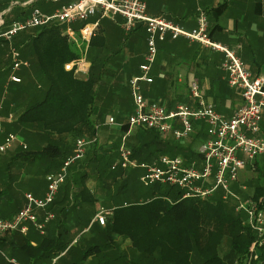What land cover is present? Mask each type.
I'll return each instance as SVG.
<instances>
[{"label": "trees", "instance_id": "16d2710c", "mask_svg": "<svg viewBox=\"0 0 264 264\" xmlns=\"http://www.w3.org/2000/svg\"><path fill=\"white\" fill-rule=\"evenodd\" d=\"M9 2L10 0H0V11ZM222 11L223 7H218L215 11L216 15L221 14ZM141 27L142 25L139 24L129 33L130 35L135 33V38H132L129 43L128 37L122 30L120 34L116 32L115 43L122 44L124 48L129 46L133 52L138 51L136 44L140 43L138 40L141 33H136V31ZM62 30V26L51 24L23 31L13 39L16 50L20 51V59L22 58L21 60L25 62L29 61L44 81V88L31 96L29 105L18 116L14 127H39L44 131L59 135L67 133L79 136L84 132L94 135L91 116L94 100L97 97L95 85L102 77L103 68L96 76L97 81L91 77L93 71H90L91 76L88 75L86 80L77 79L72 73L65 72L64 64L77 60L80 57V50L74 43L67 41L62 35ZM208 35L211 38L212 31L208 32ZM106 36L107 32L101 30L98 36L92 38L90 42V48L94 49L97 55L105 47ZM144 41L146 46V36ZM0 44L7 45L3 42ZM119 51L120 49L117 48L114 53ZM91 62L95 64L93 60ZM104 62L105 60H100L99 65L103 66ZM21 69L26 70L23 67ZM19 72L16 74L21 80L20 83L11 82L9 84L11 88L15 87L11 89L13 98H15V92L20 90L31 92L33 88V84L25 81L22 74H18ZM29 92L21 94L25 95ZM16 102L18 104V101ZM19 103L22 104V101L19 100ZM127 129L125 126L124 130ZM135 138L140 143L130 146L132 159L137 162H149L161 155L175 157V152L176 154L180 152L174 151L179 146L176 141L165 140L155 131L139 130L133 137ZM69 151L66 146L63 148L59 143H48L36 150L18 151L10 159L13 161L18 159L23 164L25 162L37 167L36 172L42 173L40 176L45 181L46 175L59 169L71 153ZM194 156L192 152L182 154V157L188 161ZM104 157V155L101 156V158ZM111 163V158L107 157L101 163H97L94 169L97 179H101L104 175L113 182L122 181L118 189L112 192L113 194L110 193L112 197L107 198L104 195L103 187L100 188L102 192L101 190L98 192L103 199L94 197L85 186L86 179L89 178L88 171L81 173L75 171L69 180L67 181V178L60 186L58 190L59 193L62 189L60 198L56 196L48 208L54 214V220L48 226H51L53 222L56 223L53 232L43 236L38 234L40 237H36L35 245L31 244L34 239L31 235L19 236L15 242L8 240L7 235L0 236V260L4 259L3 261L6 262L4 264H11L4 257L2 253L4 252L10 259L19 260L22 264H50L52 259L55 260L54 264H85L93 257L98 258L97 264H139V261H126L121 242L124 244L128 242L130 249L135 250L142 261L150 260L151 264L154 262L156 264H194L193 257L197 259L196 264H224L219 254V246L224 238L230 240L231 254L235 257L237 264H244L248 259L250 246L256 239V235L248 225L246 215L236 211V201L223 200L221 191L205 199L198 197L183 199L181 190L158 184L150 187L142 186L136 192L133 176H140L141 171H133L132 174L129 173L125 179H122L127 170L118 168L111 171ZM5 164L0 163V179L5 180L4 184H0L1 218L13 216L22 208L25 193L23 192L20 197H15L12 193L15 189H21L24 186L33 188L34 185L40 186L42 183L41 179L36 176L28 177L22 186L15 185L13 182L10 184L8 178L12 176L10 174L11 165ZM255 167V172L251 173L247 170L249 173L246 171L247 173L244 172L242 176V183L248 188L252 187L251 196L245 197L250 196L249 198L260 208H264V183H262L264 171L257 167L256 163L252 169L255 170ZM231 187L236 189V185ZM71 191L73 196L70 199L68 194ZM76 200L84 204L83 207L90 208L91 211L92 206L100 200L99 203L110 210L103 226L96 222L98 226L96 229L95 221L89 225L94 213L91 212L89 217L85 211V217L81 223L82 227L89 226V231L85 233L89 237L86 239L87 246L85 247L78 246V241L70 245L68 231L62 229L63 221L60 216L66 209L64 204L72 205L74 208ZM117 239L121 241L119 244ZM261 251V256L264 257V251Z\"/></svg>", "mask_w": 264, "mask_h": 264}, {"label": "built area", "instance_id": "2783aa9c", "mask_svg": "<svg viewBox=\"0 0 264 264\" xmlns=\"http://www.w3.org/2000/svg\"><path fill=\"white\" fill-rule=\"evenodd\" d=\"M35 0L22 5L29 7ZM59 4L52 14L42 13L35 7L30 8L29 15L12 21L7 29L0 15V42L10 46L13 39L21 32L41 28L51 24L63 27L62 35L68 41L79 36L81 45L86 46L95 30L89 20L99 13L101 18L117 15L122 19L121 29L124 34L132 32L139 24L146 30V51L143 63L139 66L140 75L129 81V93L133 102V112L127 119L130 129L155 131L159 134L170 133L176 141H184L194 131V124L206 125V139L198 148L197 160L185 161L175 156H158L150 162H137L131 152L122 144L118 150L119 159L110 167L111 171L118 168L139 169V182L144 187L166 185L183 192L182 198L198 197L205 199L222 192V199L236 201V211L244 212L247 223L255 231L256 239L250 246L249 259L246 264L256 260L255 251L264 248V208L254 201H242L232 192V185L238 184L240 173L257 158L264 156V76H254L244 67L235 51L208 35V23L205 14L200 11L196 17V27L185 30L180 25L163 16L150 17L146 13L143 0H40ZM75 24L81 25L74 27ZM165 39H183L189 44H198L203 49L222 55L220 69L224 72V80L230 89L237 90L242 104L230 117L218 113L214 106L205 103L200 97L199 85L196 80L189 84V94L196 101L195 107L179 104L168 110L156 102L144 99L140 92L141 83H151L149 76L157 55V42ZM12 60L9 80L20 83L16 76L22 67L28 64L20 59L17 50H10ZM84 58L73 61L65 66L66 70L85 72ZM113 122L112 119L109 121ZM16 142L13 134H8L0 143V154L11 150ZM95 142V139H93ZM90 142L77 139L73 153L69 155L59 169L46 175V189L42 196L31 193L24 194L22 208L10 218L0 217V236L19 233L25 235L32 228L43 236L47 225L54 220V214L48 210L54 202L60 186L67 179L70 167L81 161ZM244 189V187H242ZM93 221L104 225V211L99 210ZM11 264H18L14 259H7Z\"/></svg>", "mask_w": 264, "mask_h": 264}, {"label": "crops", "instance_id": "0c3cea01", "mask_svg": "<svg viewBox=\"0 0 264 264\" xmlns=\"http://www.w3.org/2000/svg\"><path fill=\"white\" fill-rule=\"evenodd\" d=\"M27 1L29 0H10L7 6L1 9L0 15L3 16V19L5 21V25L4 27H2L1 31L7 29L12 21L22 20L26 18L29 15L31 7H35L45 14H52L55 10L58 9L59 4L64 3V1H61L59 4H52L46 1L35 0L31 6L24 7L22 4ZM143 1L146 4V13L148 16H163L168 20L180 25L185 30H191L196 27V17L198 13L202 11L207 19L208 32L212 31L211 39L232 48L235 51L236 55L242 61L246 70H248L252 75L264 76V0ZM220 6L223 7V11L221 12V14L216 15L215 11ZM206 11H208L207 14ZM88 23L89 25L96 24V26L93 35L86 46L81 45L78 34L75 40L71 42L67 40L70 43H74L79 48L80 57L77 60L84 58V61L86 63L85 68L87 70L85 72H75L74 69L70 71L66 70L65 66L73 61L65 63L63 66L65 72H70L75 78L82 80H86L88 78V75L90 74V65L92 64L91 60H93L96 65L98 64L97 61L99 60L96 51L90 48V42L92 38L97 37L99 31L101 30H105L107 33L108 31H110L111 33L115 34H120L122 30V19L117 15H110L109 17L101 18L99 13H96ZM80 26L81 25L79 24L74 25V27L77 28ZM137 32L141 33L138 40L140 43L136 44V48L138 49V51L133 52L131 48L127 46L125 47L126 51H119L118 53H114V61H111L110 65L115 67V71L109 74V83H105L106 85L100 84V86H97V89L95 87L99 97H96V99L94 100V106L91 116L98 117L97 119H92L93 125L95 124L93 127L94 135H88L85 138H80L90 143L86 147L84 158L81 161H77L70 167L67 181L75 171H79V169L76 168V165L78 163H84L88 160H86L88 155L92 154L91 158L89 157V160L91 159L97 161L98 164L101 163L105 158L110 157L112 165L119 159L118 150L122 144L131 152L132 155V148L131 146H129L130 144L127 142V139H129V141L131 140L130 142L133 145H138L140 143V141L135 140L134 142L132 139V135L139 132V130H144L130 129L127 125V119L133 112V102L129 93V81L132 78L138 77L140 75L139 66L143 63V57L146 51L144 41L146 36L145 27L142 25V27L139 28L136 33ZM132 34H125V36H127L129 39L128 43L132 38H135V33ZM156 46L157 55L149 72V76L152 79V82L141 83L140 85V92L145 100L149 102L159 103L168 110L174 108L179 104H185L190 107H195L196 101L192 99L189 94V84L191 80L194 79L199 85L200 97L202 101L212 104L215 110L217 109L215 102L218 101L221 104V108L223 109V111H216L224 117H230L234 113V111L241 106L242 98L240 93L237 90L230 89L224 80V72L220 69V63L222 60L221 54L203 49L198 44H189L183 39H167L162 42L158 41ZM117 48L119 49V45L116 47V49ZM21 70L22 69H20L19 71ZM79 75L82 78H78ZM8 81L10 82V80ZM12 88L15 89V87ZM15 103L17 104V102ZM15 103H11V108L14 107ZM101 105H105L104 110L100 109ZM12 116L13 114L11 115V117H0V143L3 141L5 136H7L8 134H12H7L4 128V126L8 123L7 121L13 119ZM101 117H104L103 120H101ZM17 119L18 116L13 120V122H16ZM110 119L113 120L112 123L109 122ZM261 125L264 126V119ZM125 126L128 128L127 130H124ZM99 129H101V132H99ZM120 134L122 135L120 136ZM159 135H161V137L165 140L172 139L173 141H176L170 133ZM93 139H95V142H93ZM120 139H122L121 141H125V143H127L125 144L124 142H120V144H118L117 141H119ZM195 139L197 140V142L199 139H202L200 143H202L206 139V125L204 123H195L194 131L188 139L184 141H176V143H178V145L180 146H183L182 144L186 141H188V143L185 148L179 147V150H183L184 153L178 152L176 154L175 152V155L183 158L182 154L192 152L195 154V156L191 160H197L198 149H193ZM74 143L69 155L73 153ZM19 144L18 147L13 146L12 150H16L21 147V140ZM102 155H104L105 157L101 158ZM183 159L185 161H188V159ZM254 163H256L257 167L264 171V156H262L257 158L252 164L248 165L240 173V175H244V172H246L247 170H250L249 172L251 173L253 171L255 172L256 167L255 170L254 168L252 169ZM126 170L127 171L122 176V179H125L126 175L128 176L129 173L132 174L133 171H140L139 169H130L131 171H129L128 169ZM135 176L137 175H134L133 177L136 178ZM87 179L85 182V186L87 187V189L94 197H101L102 200L103 197L98 195V190H100L103 183L101 182L98 184L100 180L94 177L96 186L93 183V187H91L88 183L89 180ZM262 183H264V178L262 180ZM234 185H236V189L241 190L242 187H244V189L242 190L246 189L245 184L240 181L238 182V184ZM45 189L46 181L42 180L40 186L34 185L33 188H29V190L24 191V193H31L36 197H40L44 194ZM61 195L62 189L56 196L57 198H60ZM72 196L73 194L71 191V193L68 194V197L71 199ZM249 197H247V199L252 200ZM99 202H96L92 206V213L94 214H92L93 217L91 218V223L89 225L93 223V219L99 210L102 209L105 216L110 213L109 208L104 207ZM23 203L24 202H22L21 205H23ZM74 203V205L76 206L74 208L72 207V205L64 204L66 206V209L64 210L65 215L62 214L60 216L62 217L61 219L63 221L62 229H66L68 231L71 243L75 241L74 236H77V233L83 234L89 231V226L85 228L82 227L81 224L82 219L85 217L84 213L86 211V207H83L84 204H81V202L78 200L74 201ZM10 217L12 216L10 215L6 218ZM55 225V222L51 223V226L49 225L50 228H48L49 226L47 225L48 227H46L44 235L53 232ZM94 226L95 229L96 227H98L96 225V222ZM252 231L255 233L254 230ZM28 233L34 237V239L31 241V244L35 245V239L37 236H39L38 233L33 229L32 233L29 231ZM28 233H26L25 235L13 233L8 234L6 237L8 240L15 242L16 240L10 239L12 235L27 237L29 236ZM91 235L95 236L94 234ZM127 247L128 246H126V248ZM261 250L264 251V248H262ZM261 250L255 251L256 260L252 261L251 264H264V257L261 256ZM247 258L249 259V257ZM7 259L10 258H6V260ZM248 259L245 260L244 264L247 263Z\"/></svg>", "mask_w": 264, "mask_h": 264}, {"label": "rangeland", "instance_id": "374dc122", "mask_svg": "<svg viewBox=\"0 0 264 264\" xmlns=\"http://www.w3.org/2000/svg\"><path fill=\"white\" fill-rule=\"evenodd\" d=\"M105 39H106V41H105L104 49L102 51L98 52V57H99V60L97 61L98 64L97 65L96 64L90 65V71H93L94 73L92 76L89 74V76H91L93 78V80L97 79L96 76H97L99 70H102V68H103V70H102L103 74L99 80L100 82H97L96 83L97 85H95L96 89H97L98 85L100 86V84L109 83V74L113 73L115 71V67L110 65V62L114 61L113 60L114 50L118 46L115 43V39H116L115 33L108 32ZM14 44H15V42H13V41L10 44V46L0 44V117H11V115L13 114V116H12L13 119L10 121H7L8 122L7 125L4 126V128L6 130L5 132L7 134L12 133L17 138L14 147H18L20 140L22 141V145L20 148H18L16 150L11 149V150L5 152L4 154L0 155V163H3V164L9 163L11 165L10 166V174L12 176L10 178H8V180L10 181V184H11V182H13V183H15V185H21L22 186L23 185L22 183H25V181H27V179H28L27 177L30 178V177H36L37 176V178H40L41 181L43 180V178L41 177L42 173L39 174L36 172L37 167H33L32 165L27 164L25 162L23 164L18 159L17 160L15 159L14 161L12 159H10L14 155H16L18 151L36 150V149H39V148L45 146L48 143H55V144L59 143L63 148L66 146L69 150H71L72 145L75 142V140H77L78 138H85L86 136H88V134L86 132H84L82 135H79V136L76 134L68 135L67 133L59 135V134H56L54 132L44 131L43 129H41L39 127L38 128H35V127H22V128L14 127L16 122H13V120L17 116H19V114L21 112H23L24 108H26L29 105L28 102H29L31 96L36 94V93H39L44 88V85H43L44 81L39 76L37 69L35 67L31 66L30 62L27 61L26 63L28 64V66L25 67L26 70H21L18 74H22L25 81H30L33 84V88L31 90V92H29V91L21 92V90L19 92H15V96H14L15 98H13L11 96V87H10L11 85H9V83H11V82H9L8 80H9L10 76L12 75V72H11L12 60L10 57V50L11 49H13V50L17 49V47ZM119 49L122 52L126 51V49L124 48V46H122V44L121 45L119 44ZM19 53H20V51H19ZM100 60H102V61L105 60V62L103 64L104 67L101 66V64L99 65ZM92 66H94V67L92 68ZM9 68H10V70H9ZM78 78H82V77L79 75ZM28 92H29V94H25V95L21 94V93H28ZM97 97H99L98 94H97ZM122 97H123V95H122ZM19 100L22 101V104L19 103ZM16 101H18V104L15 103ZM13 102L15 103V105L13 108H11L10 105ZM215 105H216L217 111H220V112L223 111V109L221 108V104L218 101L215 102ZM104 108H105V105H101L100 109L104 110ZM94 118L97 119L98 117H91V119H93V120H94ZM103 118L104 117H101V120H103ZM99 132H101V129H99ZM121 135L122 134H120V136ZM134 135H136V134H134ZM134 135H132V139H133ZM19 138H21V139H19ZM121 140L122 139L117 141L118 144H120V142L125 143V141H121ZM134 140L138 141L136 138L133 139V141ZM168 140H170V139H168ZM128 141H129V139H127V142ZM130 141L128 143L130 145H132V143ZM201 141H202V139H199L198 142L195 139V142L193 144L194 150L199 148ZM187 143H188V141L184 142L182 144L183 146L179 145L178 148L176 147L174 149V151L176 150V151H180L179 153H184L183 150H179V147L185 148L187 146ZM114 146H116V145H114ZM91 156H92V154L88 155L86 158V160L87 159L88 160L87 161L84 160L85 161L84 163H78L76 165L77 166L76 168L79 169L80 173L83 171H88L89 178L87 180H89V182H88L89 185L91 187H93V183L96 186L94 177H96L97 174H96V171L94 168H95V166H97V163L94 160H91V159L89 160V157L91 158ZM10 161L12 163H10ZM6 168H7V165H6ZM242 176H243L242 174L239 176L240 182H242V180H243ZM12 177H13V179H12ZM253 177L255 178L256 174ZM99 180L100 181L98 182V184L101 182L103 183L102 184V187H103L102 190H103L104 195L107 198L112 197L113 195H111V194H113L116 191V189H118V187L122 183V181H116V182L114 181L113 182L110 180V178H108L104 175ZM4 181L5 180L4 179L2 180V178H1L0 184L1 185L4 184ZM134 184H135V186H134L135 191H137V189H139V188H142V184L139 182V175H137L136 178L134 179ZM0 188H1V186H0ZM245 188H246L245 190H242V189L241 190L240 189L234 190V189H232V192L235 195H238L242 201H245V200H247V197H245V196L250 195L252 193V187L248 188L245 186ZM28 190H29V188L24 186V188L15 189V192H12V193L15 197H18V196L20 197V195L23 194L24 191H28ZM102 190H101V192H102ZM98 192H99V190H98ZM242 195H244V197H242ZM10 211L11 210H9V212ZM86 211H87L88 216L90 217L92 214L91 209L86 207ZM104 216H105V214H104ZM29 232L32 233V228H29ZM78 234H80V235H78ZM29 236H30V234H29ZM8 237H10V236H8ZM18 237H19L18 235H12L10 239L16 240ZM74 237H75V241L73 243H71L70 245H74L78 241L79 242L78 246H80V247L87 246L86 239L89 238L88 234L77 233V236L75 235ZM120 242H121L120 240L117 241L118 244ZM126 246H128V247L126 248ZM121 249H123L122 251H123V254L125 255L126 261H136V262L139 261V264H151L150 260H148V261L146 260L147 262H145L144 260L142 261L140 256L138 257V254L135 252V250L130 249V245L128 242H125V244L121 242ZM2 253L4 254V257L9 258L8 254H5L4 252H2ZM219 254L222 257L224 264H237L235 262V257L231 254L230 240L228 238H224L221 241L220 246H219ZM192 259H193L192 260L193 263L195 262L194 264H196L197 259L195 257H193ZM3 260L2 259L0 260V264L6 263ZM97 260H98L97 257H93L92 259L87 260V262H85V264H97V262H96ZM53 261H55V260L52 259L50 261V264H54ZM69 261H70V259H69ZM16 262L18 264H22L19 260H16ZM67 263H69V262L67 261ZM45 264H47V263H45ZM153 264H156V263L154 262Z\"/></svg>", "mask_w": 264, "mask_h": 264}]
</instances>
